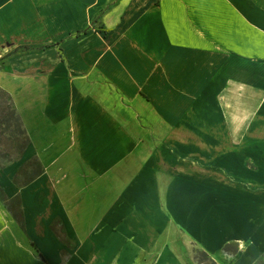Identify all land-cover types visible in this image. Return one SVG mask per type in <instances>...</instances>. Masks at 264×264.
I'll use <instances>...</instances> for the list:
<instances>
[{"label": "crops", "instance_id": "obj_1", "mask_svg": "<svg viewBox=\"0 0 264 264\" xmlns=\"http://www.w3.org/2000/svg\"><path fill=\"white\" fill-rule=\"evenodd\" d=\"M0 90V264H264V0H0Z\"/></svg>", "mask_w": 264, "mask_h": 264}, {"label": "trees", "instance_id": "obj_2", "mask_svg": "<svg viewBox=\"0 0 264 264\" xmlns=\"http://www.w3.org/2000/svg\"><path fill=\"white\" fill-rule=\"evenodd\" d=\"M0 128L1 135L8 136L9 142H11L19 156L17 159L13 158L11 152L1 156L3 162H0V168L5 167L14 161L20 160L30 145V138L23 126L20 116L16 110L13 99L9 93L4 90H0ZM40 164V163H39ZM41 173L40 170L37 171L36 175ZM33 180L31 177L26 183Z\"/></svg>", "mask_w": 264, "mask_h": 264}, {"label": "rangeland", "instance_id": "obj_3", "mask_svg": "<svg viewBox=\"0 0 264 264\" xmlns=\"http://www.w3.org/2000/svg\"><path fill=\"white\" fill-rule=\"evenodd\" d=\"M1 102V101H0ZM7 152H11L13 158L17 159V157L19 156L18 152L15 149V146L9 142L8 140V136H2L1 135V128H0V162H3V160L1 159V156L6 154ZM33 170H36L35 168H32ZM33 172V171H31ZM218 178L220 179H226V180H232L231 182L233 185L234 189H242L244 191H247L249 193H252L251 191H260L263 192L264 191V187L262 186H254L251 185V182H241L240 180H236L239 178H236L234 174L231 173H227L224 174V172H220L217 173ZM240 182V183H239ZM264 194V193H263ZM239 249V245L236 246V248H230L228 249L230 252L236 253ZM197 257L200 261L201 264H216L214 263V261L206 254L203 252H199L197 254Z\"/></svg>", "mask_w": 264, "mask_h": 264}]
</instances>
